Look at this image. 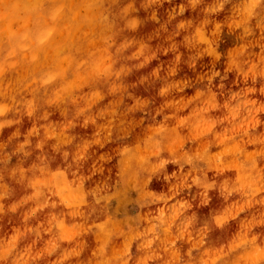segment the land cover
Wrapping results in <instances>:
<instances>
[{
    "label": "clouds",
    "instance_id": "clouds-1",
    "mask_svg": "<svg viewBox=\"0 0 264 264\" xmlns=\"http://www.w3.org/2000/svg\"><path fill=\"white\" fill-rule=\"evenodd\" d=\"M0 264H264V0H0Z\"/></svg>",
    "mask_w": 264,
    "mask_h": 264
},
{
    "label": "rangeland",
    "instance_id": "rangeland-1",
    "mask_svg": "<svg viewBox=\"0 0 264 264\" xmlns=\"http://www.w3.org/2000/svg\"><path fill=\"white\" fill-rule=\"evenodd\" d=\"M237 228V225H232V230L235 231Z\"/></svg>",
    "mask_w": 264,
    "mask_h": 264
}]
</instances>
